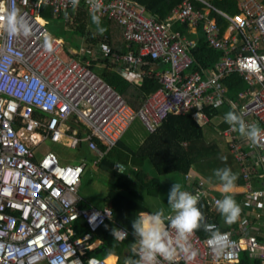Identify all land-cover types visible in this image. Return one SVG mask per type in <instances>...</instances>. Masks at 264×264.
Here are the masks:
<instances>
[{"label":"built area","instance_id":"2783aa9c","mask_svg":"<svg viewBox=\"0 0 264 264\" xmlns=\"http://www.w3.org/2000/svg\"><path fill=\"white\" fill-rule=\"evenodd\" d=\"M198 1L229 22L225 37L218 35L215 21L203 25L205 41L221 55L212 66L199 71L189 69L192 44L169 28L170 19L193 25L204 18L191 0H179L165 20L146 15L130 0H79L78 6L91 15L99 4L95 14L116 21L124 46H136L135 53L115 56L105 42L99 43L102 57L124 62L126 79L132 77L133 67L148 62L145 60L168 65L151 69L160 85L134 109L88 68L62 59L59 38L47 36L42 9L56 15L78 7H73L71 0H0V12L17 9L18 18L27 27V33L21 29L16 34L0 29V264H104V258L86 255L85 250L96 245L90 234L111 217V208L80 207L76 190L83 163L61 164L52 151L36 158L35 148L43 140H65L71 148L83 143L101 158L116 145L135 115L149 132L169 112L190 111L202 126L208 122L205 107L227 102L231 109L235 105L246 124L255 123L261 129L256 143L245 136L237 141L231 129L222 133L246 183V165L252 156L264 168V4L241 0L240 11L226 15L207 0ZM233 73L245 84L243 90L232 94L240 100L247 98L239 107L230 101L233 97L224 83ZM96 140L105 150L97 147ZM192 193H201L208 206H216L218 198L206 197L199 190ZM249 197H264V189L252 191ZM77 219L86 228L81 235L72 230ZM219 233L227 241L219 256L208 243L210 235L201 238L194 232L190 243L195 257L181 255L175 263L236 264L239 253L245 251L257 264H264V242L249 235L235 240L228 232ZM160 264L167 262L160 259Z\"/></svg>","mask_w":264,"mask_h":264},{"label":"trees","instance_id":"16d2710c","mask_svg":"<svg viewBox=\"0 0 264 264\" xmlns=\"http://www.w3.org/2000/svg\"><path fill=\"white\" fill-rule=\"evenodd\" d=\"M141 4L147 11L155 13L160 10L161 6L170 0H135ZM210 4L222 10L234 12L236 10V0H210ZM196 7V6H194ZM43 11H46L45 9ZM49 16L52 17L51 10H48ZM57 17H62L65 25L75 29L80 35H84V42H92L90 36L97 32L98 26L93 23L92 15L85 11L83 7L67 8L62 13L56 14ZM91 24H88V23ZM89 25V30L85 26ZM100 27L106 29L103 34H100L103 41L109 43L113 37L112 29L118 26V23L111 18L100 20ZM112 26V29L111 27ZM181 27V25H179ZM92 38V39H91ZM91 41V42H90ZM112 42V43H111ZM109 45H114V40ZM122 42H117L115 50L122 51ZM189 55L191 64L189 69L197 68L199 70L208 68L214 63L220 53L210 50L204 39L198 37L194 47L190 48ZM97 61L101 64H107V58L97 56ZM92 68L91 66H89ZM146 68V67H145ZM104 80L111 85L128 103L137 109L139 104L145 100L146 96L155 90L160 84L153 76H143L140 84L135 85L126 82L125 79L119 76L116 72L103 69L99 73ZM225 82V81H224ZM231 89L233 83H227ZM231 95V94H230ZM204 112L208 118L213 117L217 112V107H205ZM119 144V140L116 145ZM98 148L105 150L104 146L96 141ZM116 147V146H115ZM86 155L85 148H81ZM114 147L109 149L100 160V166L110 171L115 175L112 186L109 187L102 196L103 206L109 205L111 208V217L105 219L97 228L90 234V240L98 239L99 243L92 248L85 250V254H92L97 257H106L115 255L117 264H124L128 259H137L130 251L135 244V237L131 227V221L134 220L140 212H143L141 205V193L153 194L158 187V178L155 174L166 173L169 171H177L185 173L191 165H195L202 160L212 161L213 157L218 154V148L215 142L205 141L199 126L195 123L190 111L186 112H169L163 118L161 123L154 131L146 133L142 143L137 147L133 154V161L136 167L130 169V173L123 169L119 171L114 167L115 153ZM148 159L154 167L155 174L145 172L141 168L142 160ZM237 182H241L240 176L237 177ZM80 207H85L86 203L79 201ZM204 214V222L210 220V224L214 225V230L222 231L221 221L223 216L219 211L210 212L205 206L204 200H199L197 205ZM120 225L128 232V236L124 241H117L112 235V229ZM75 235H81L86 231L81 219H77L71 224ZM199 237L204 238L211 233L206 232L203 228L194 231ZM182 264V263H175ZM237 264H249L244 253H240Z\"/></svg>","mask_w":264,"mask_h":264},{"label":"crops","instance_id":"0c3cea01","mask_svg":"<svg viewBox=\"0 0 264 264\" xmlns=\"http://www.w3.org/2000/svg\"><path fill=\"white\" fill-rule=\"evenodd\" d=\"M130 1H133L137 5L141 6L143 8L144 13L146 15L153 16V17H155L156 19H159V20H165L168 16L170 17L173 8L179 3V0H170V1L166 2L160 8V10H163L162 14H158V11L155 12V13H151V12L147 11L141 4L137 3L135 0H130ZM207 1L210 4V0H207ZM240 1L241 0L236 1V10L234 12H229L227 10H222V9H219V8H217L215 6H212L211 4L210 5L212 7H214V8H216L217 10H219L220 12H222L223 14L231 15V14H234V13L240 11V9L238 7ZM256 1H258L260 4H264V0H256ZM191 2L193 4V6H196L200 10V12L204 14V18L202 20H200V19L197 20V22L195 24H193V25H191L188 21H184L183 22V21H179L177 19H170L169 28H170L171 31L177 32V36L181 37L182 40L188 42L189 44H192V46L190 48L195 46L198 37H202L204 39V42L206 43V46L210 50H212L208 46L207 42L205 41L204 32H203V25L205 24L206 21H215L217 26H218V35L221 36V37H225L228 34L229 22L221 14L206 8L205 5L202 4L200 1L191 0ZM102 19H106V18H101L100 20H102ZM181 24H182L183 27L179 26ZM110 27L112 29V26H110ZM85 28H87V30H89V27H88L87 24H86ZM114 28H116L118 30L120 41L122 42L120 25L118 24V26L114 27ZM90 36L93 38V39L91 38L92 39V42L90 41L91 44L96 43V48L98 50L97 56L100 55V51H99V43L100 42H105L110 47L111 52H113L115 54V56L116 55H118V56L123 55L127 51H131L132 53H135L137 51L135 45L130 44L128 47H126V46H124L123 42H122V45H123L122 51L115 50V47H116L115 44L114 45L113 44L109 45L110 42L113 41V37L110 38V40H109L110 42L107 43L106 41L102 40L100 34L98 33V30H97V32H94V30H93V34H91ZM94 36H96V37H94ZM59 40H60V38H59ZM60 43H61V40H60ZM60 43H59V47H60ZM59 51H60V49H59ZM212 51H214V50H212ZM214 52H216V51H214ZM217 53H220V52H217ZM220 55H221V53H220ZM105 57L107 58V62H106L107 64L104 65V64L99 63L97 61V59L96 60H94V59L93 60L80 59L81 62H79V59L75 60L72 57H68L67 56V58H64L63 56H61V58L64 59V60H72V61L78 63L79 65L85 66L94 75H97L98 77H100L105 83H107V82L99 74V72H98V74L96 72H93L92 68H90L89 66H92L93 64L103 65L104 68H106L108 70H112V71L116 72L117 74H119V76L122 77L123 79H125L126 82L131 83V84H135V85H138V84L141 83L143 76H153L156 79V77L154 76V73H153V71H151V69H153V68H155V69L156 68L157 69H159V68H161V69L168 68V65L163 63V62L154 63L152 61L145 60V61H148V62H146L142 66L133 67L132 71L130 73V74H132V77L130 79H126V77L124 75V72H122L123 68H125L124 62L122 60H120V59H114L113 57H110V56H105ZM212 65H213V63L211 64V66ZM142 69H144L146 72L144 73ZM193 69H196L197 71H199V69H197V68H193ZM224 81H225L224 83H225V85L227 87H228V85L226 84V82L227 83H233L232 86H231V89L233 87L241 84V82L243 83V86L245 88L244 82L242 81L241 77L239 75H237L236 73L230 74L229 76H227L224 79ZM109 86H111V85H109ZM244 88L239 89V90H243ZM233 94H235V93H233ZM119 95L121 96V94H119ZM229 95H230V93H229ZM230 97H233V95L231 94ZM122 98H124V97H122ZM239 100L240 99L234 98V97L230 99V101H232L235 104H237ZM126 102L128 103L127 100H126ZM142 103H143V101L139 104V106L142 105ZM222 105H225L226 108L229 111L232 110L227 102L223 103ZM222 105H219L217 107L218 112L213 117L208 118V116L206 115L207 118H208L207 124L200 126V125H198L195 122L197 124V126L200 127L201 132H202V136L204 135L203 127L204 126H209L208 134H207V136L204 135L203 138H204L205 141H207V142L212 141V142H215L216 145H217L218 154L213 157L212 161L208 160V162L210 164H212L214 166H217L214 170L219 169V168L228 167V168H230L232 170L233 173H235L237 175V177L240 176V178H241V182L235 181V187H234L232 193H230L231 195H233L234 199L240 205L241 212H240L239 218L235 222H233L231 224L226 223L224 218H222V220H220L221 221L220 222L221 226L223 227L222 232L223 231L224 232H228L230 234V237L232 239H235V240L236 239L237 240H244L245 239V235H249V236H253L258 243H260V242L263 243L264 242V197L250 198L249 194L252 191H254V190L264 189V179H263V176H262V175H264V168L262 167V163L260 162V160L255 158V156H252L251 157V161L247 162V165H246L247 169H248V174H249L248 177H247V182L248 183H246V181L244 180V178H243V176L241 174L239 161L236 159V157L234 156L233 152L230 151L229 145H228L229 141H228L227 137H225L222 133H223V131H227V130L231 129L232 130V134L235 136L236 140H237V138L241 139L242 135L239 132L237 133V131L233 130V127L230 126L225 121V118H222V117L219 116V114H220L219 110H221V107H223ZM194 120H195V118H194ZM70 122H71V120H70ZM69 124H72V123H69ZM79 127L81 128L80 125H79ZM126 130H125V132H126ZM146 131H147L146 133H150L147 129H146ZM217 135L219 136V137H216V139L219 140L218 142L215 141V136H217ZM43 141H45V140H43ZM142 141H143V139H141V141L138 144V146L142 143ZM64 142H65V140H63V142H61V143L64 144ZM219 143H223L224 146H225V150L228 153L231 154L232 159L234 161V164L236 165V170H234L233 167H231V165L225 164L224 160L222 159L224 150L219 146ZM100 144H102V143H100ZM115 146H113L114 149H115V152H116V157L114 156V159H115L114 167H116V169L119 170V171H122L123 169H125L126 171H128L127 174H129L130 173V169L133 168V167H136V165L134 164V161H133V154H134V152L136 150H133L129 145L125 144L122 141V136L119 139V144L115 145ZM83 147L85 148L84 144L80 143L75 148L77 150L78 154H79L78 155V159L76 157L77 161L75 163H77V162H82L83 163L84 159H90L93 163L100 164L99 162H100V160L102 159V157L105 154L101 158H98L97 155H94V153L89 152L88 150L85 149V151H86V155H85L84 152H82L83 150L81 149ZM113 147H111V148H113ZM111 148H109V149H111ZM104 149H105V146H104ZM136 149H137V147H136ZM219 153L221 154V156L219 155ZM35 157H36V154H35ZM208 162H207V160H202V161H200L197 164L199 165V168H200V164L203 165V163L205 164V163H208ZM127 164L131 165L130 169H126V165ZM150 164H151V162H150ZM151 166H152L154 174H155L154 167H153L152 164H151ZM83 167H84V163H83ZM83 167H82V169H83ZM204 167L202 166L201 168H204ZM214 170H212L213 173H214ZM108 172H110V171H108ZM171 172H177V171H169V172H166V173H171ZM177 173L182 174V176H183V178L185 180L191 179L192 184L185 186V189L187 188L186 189L187 191L192 193V192H196V191L199 190V191H203V193L206 194V197L212 196V197H216L218 199H222L223 198V194L221 192V183H220V181L214 176V174H212L213 179L209 178L207 180V182L204 183L200 177H201V174H203L205 172H203L202 170L200 171V169H199V171H197L196 170V164L195 165H191L189 170L187 172H185V173H182V172H177ZM110 174L113 175V179H112V183H113L115 175L113 173H111V172H110ZM161 174H165V173H161ZM259 174H262V175L260 176ZM157 175H159V174H155L156 177H157ZM158 183H159V180H158ZM111 186H112V184H111ZM168 186H169V188H168V191H169L170 187H171V183L168 184ZM158 187H159V184H158ZM158 187H157V190H158ZM157 190H155V193L150 194V195H153V196L156 195ZM168 191L166 193H164L166 199H167ZM202 199L204 200L205 206L208 207V210H210V212H217L218 211L216 206L215 207H211V206L207 205V203H206L207 199L200 198V200H202ZM82 202H84V201H82ZM141 205H142V203H141ZM142 208L144 210L143 212H146V213H152L153 212V211H149L148 209H146L144 207H142ZM168 212H169V208H167L165 210L166 214H168ZM210 222L211 221L208 220L207 223L210 224ZM118 227H121V226L118 225L116 228H118ZM219 232H221V231H219ZM93 240H94V242H96V245L99 243L98 239H93ZM240 253H244V255H245L246 259H247V262L249 264H257L258 263V260H256L255 258L248 257L247 254L245 253V251H241ZM111 256L114 258V261H113L112 264H117L115 262V260L117 261V257L115 255H108V256L102 257V258H104V260H105V259H108ZM137 259H138V257H137Z\"/></svg>","mask_w":264,"mask_h":264},{"label":"clouds","instance_id":"9594fccd","mask_svg":"<svg viewBox=\"0 0 264 264\" xmlns=\"http://www.w3.org/2000/svg\"><path fill=\"white\" fill-rule=\"evenodd\" d=\"M71 3L76 7L79 0H71ZM99 7L100 5L97 4L92 14V21L98 26V33L103 34L106 29L99 26L100 17L95 14ZM0 16H2L0 29L11 34H16L21 29L27 33V27L18 18L17 9L0 12ZM232 109L225 114V121L233 127V130L256 143L261 137V129L255 123L246 124L242 115L234 110L235 105ZM213 174L220 181L223 194V198L216 201V207L225 222L231 224L239 218L241 212L240 205L230 194L235 187L237 175L228 167L216 169ZM200 198L201 193L193 194L183 190L182 184L174 181L167 194L168 214L165 213V209L160 208L152 213L140 212L131 221L135 244L130 251L138 259L130 258L126 264H160V259L167 264H175L177 257L181 255L192 259L196 252L192 249L190 238L194 231L200 228L211 233L208 243L213 253L219 256L227 241L221 233L214 230L213 225L204 222V214L197 206ZM112 235L115 240L124 241L128 232L114 227Z\"/></svg>","mask_w":264,"mask_h":264},{"label":"rangeland","instance_id":"374dc122","mask_svg":"<svg viewBox=\"0 0 264 264\" xmlns=\"http://www.w3.org/2000/svg\"><path fill=\"white\" fill-rule=\"evenodd\" d=\"M238 1V0H236ZM46 11H43V10ZM163 10H159L158 14H162ZM41 16L44 18H41V22L45 24L47 36L60 38V51L58 54L60 56H63L64 58L72 57L75 60L79 59V62H81L80 59L85 60H96L98 50L96 48V43H89L87 42V49L86 42H84V35H80L78 31H76L73 28H70L68 25H65L62 21V17H57L56 15L52 14L50 17L48 13L47 8H43L41 12ZM88 24H91L90 22ZM89 27V25H88ZM112 35L115 45L117 46V42H120L119 32L116 28L112 29ZM96 37V36H94ZM92 71L96 72H102L104 69L103 65L100 64H93ZM243 83L233 87L231 89V93L238 92L239 89L244 88ZM247 98L244 100H239L237 103V107L241 105L243 101H246ZM221 110H219V116L222 118H225V114L229 111L225 105H222ZM219 118V117H218ZM218 121V120H217ZM214 124V123H213ZM208 128L209 126L203 127V133L207 136L208 134ZM146 129L143 126V123L141 122L139 116L135 115L132 118V122L127 128L126 132L122 135V141L129 145L133 150H136V147H138V144L140 143L141 139H144L146 135ZM238 133V131H237ZM203 135V136H204ZM216 137H219L218 135L215 136V141L218 142L219 140L216 139ZM207 138V137H206ZM219 146L224 150L223 151V159L225 164L231 165L234 170H236V165L234 164V161L232 159V156L230 153H228L225 150V146L223 143H219ZM52 151L58 158L59 163L61 164H73L78 159V152L75 148H71L66 146L65 144L61 142H51L49 139L43 141L36 149L35 154L36 157H41L44 153ZM118 151V150H117ZM116 152L113 151L110 155V157L113 156ZM221 156V154L219 153ZM77 157V159H76ZM208 162V161H207ZM84 167L79 175V183L77 185V190L79 197L81 198V201H84L87 206H91L94 208H100L103 206L102 196L103 193L106 192L107 188H109L112 184L113 175L110 174V172L104 170L101 168L99 164L93 163L90 159H84L83 160ZM140 166L142 169L145 170V172L154 174L153 168L148 161V159H144L141 161ZM204 168H201V167ZM131 165L127 164L126 169H130ZM217 166H214L212 164L203 163V165L196 164V170L200 171L202 170L203 174H201V179L205 183L207 180L213 179L212 174L213 171ZM159 180V187L156 192V195H147L145 193H141V203L142 207L148 209L149 211H157L160 208L167 209L169 208L167 204V199L164 195L168 191V184L174 183V181L180 182L182 184L183 190L185 189V186L191 185L192 181L191 179L185 180L182 176V174H179L177 172H171V173H165V174H159L157 175ZM191 182V183H190ZM169 192V191H168ZM240 255V254H239ZM89 256L97 257L92 254H89ZM116 262V260H115ZM114 262V263H115Z\"/></svg>","mask_w":264,"mask_h":264},{"label":"bare ground","instance_id":"6f19581e","mask_svg":"<svg viewBox=\"0 0 264 264\" xmlns=\"http://www.w3.org/2000/svg\"><path fill=\"white\" fill-rule=\"evenodd\" d=\"M228 92L231 93V89ZM113 261H114V258L111 256L108 259L104 260V264H112Z\"/></svg>","mask_w":264,"mask_h":264}]
</instances>
